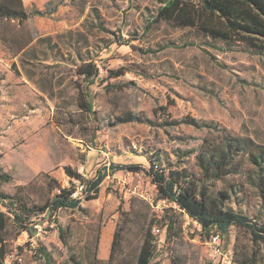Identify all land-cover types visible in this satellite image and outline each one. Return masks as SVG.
I'll return each instance as SVG.
<instances>
[{"label": "rangeland", "instance_id": "obj_1", "mask_svg": "<svg viewBox=\"0 0 264 264\" xmlns=\"http://www.w3.org/2000/svg\"><path fill=\"white\" fill-rule=\"evenodd\" d=\"M163 1L56 0L40 11L44 16L21 25L0 20L14 49L32 42L29 62L9 68L38 90L16 116L0 108V195L9 208H1L3 238L7 253L20 250L23 264H135L148 228L155 238L149 264H237L250 256L247 230L201 232L157 197L146 172L153 162L163 176L203 193L212 210L264 226V163L261 170L249 160L264 148V49L172 22L150 25ZM89 60L98 75L85 81L77 69ZM129 113L142 121L117 123ZM227 136L250 138L255 146L213 179L197 156ZM127 165L145 170L107 175L96 198L85 200V191L79 208L42 218L46 235L30 239L13 219L14 202L35 211L80 186L66 169L87 181ZM259 249L257 264H264V242Z\"/></svg>", "mask_w": 264, "mask_h": 264}, {"label": "trees", "instance_id": "obj_2", "mask_svg": "<svg viewBox=\"0 0 264 264\" xmlns=\"http://www.w3.org/2000/svg\"><path fill=\"white\" fill-rule=\"evenodd\" d=\"M50 5V4H48ZM37 10L27 12L21 0H4L0 3V20L6 22L15 21L21 25L29 17L44 16ZM159 21L172 22L178 26L196 28L201 33L216 39L220 42L234 41V43L244 44L255 49H264V0H164L156 11L155 18L150 25ZM14 47V41H8ZM27 45V44H26ZM23 44L18 50L23 49ZM77 73L87 81L98 75V68L94 60L80 65ZM115 77L121 75L120 72L109 71ZM88 108V104H83ZM89 109V108H88ZM141 122L139 117L127 114L126 117L117 120V123ZM255 144L250 138H231L227 136L222 140L210 154L204 153L197 156L198 166L208 172L213 179H220L229 172L228 167L232 166L233 159L240 152L250 151ZM250 163L263 170L264 148L261 149L260 156H251ZM128 169L130 172L145 170L139 165H127L122 167H111L110 171H97L96 178L84 181L79 173L66 169L70 178L78 180L86 191L85 200L96 198L98 187L107 175L115 171ZM146 172V171H145ZM152 177L157 186V197L164 201L172 202L179 211L185 212L200 227L201 232L210 234L215 230L221 235L227 234L230 226H240L251 235L252 250L250 256L241 259L237 264H257L260 258L259 243L264 242V226L257 224L244 214L228 211V209L212 210L207 204V199L203 193H196L191 187L181 186L170 174L163 176L162 170L150 162V168L146 172ZM71 190L59 192L51 202L43 204L35 211H30L24 204L14 202L12 206L17 207L14 218L16 222L25 226L29 232L28 221L34 215L46 213L52 215L59 209L74 210L79 208L82 201L71 198ZM8 197L0 195V264H6V246L3 238L7 226L6 212L1 208L9 209L6 206ZM11 212V211H10ZM13 213V212H12ZM31 235V233H29ZM29 235V236H30ZM154 236L151 229L145 231L136 256L135 264H149L154 254ZM116 243L113 239L112 250H115Z\"/></svg>", "mask_w": 264, "mask_h": 264}, {"label": "crops", "instance_id": "obj_3", "mask_svg": "<svg viewBox=\"0 0 264 264\" xmlns=\"http://www.w3.org/2000/svg\"><path fill=\"white\" fill-rule=\"evenodd\" d=\"M24 9L30 12L31 8L37 11L44 10L50 2L56 0H21ZM57 12V11H56ZM55 13L50 15L53 18ZM30 17L27 19L29 20ZM5 21V20H3ZM13 22V21H11ZM3 24L0 22V108L9 116H16L20 109H24L28 94L31 98L38 93L36 87L31 85L32 81L21 71L15 73L9 67L10 63L21 61L23 64L29 62L26 55L31 49L32 42H29L23 49L16 50L8 42Z\"/></svg>", "mask_w": 264, "mask_h": 264}, {"label": "built area", "instance_id": "obj_4", "mask_svg": "<svg viewBox=\"0 0 264 264\" xmlns=\"http://www.w3.org/2000/svg\"><path fill=\"white\" fill-rule=\"evenodd\" d=\"M85 192V189L82 185L80 186H75L74 190L71 193V198L76 199L78 201H81V196ZM5 209V208H4ZM46 213L34 215L32 218L29 219L28 221V226H29V233L31 235L29 236L30 239L37 238L41 235H46V229L44 226V222L42 221V218H45L47 216ZM18 248L16 251L7 253L6 254V264H23L24 258L23 255L19 252Z\"/></svg>", "mask_w": 264, "mask_h": 264}]
</instances>
